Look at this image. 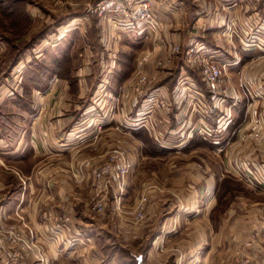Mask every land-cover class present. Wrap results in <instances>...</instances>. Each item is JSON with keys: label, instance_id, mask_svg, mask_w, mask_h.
Masks as SVG:
<instances>
[{"label": "rangeland", "instance_id": "374dc122", "mask_svg": "<svg viewBox=\"0 0 264 264\" xmlns=\"http://www.w3.org/2000/svg\"><path fill=\"white\" fill-rule=\"evenodd\" d=\"M98 1L94 5L97 9L94 14L89 9L94 0H0V127H35V115L44 118V121H41L40 124L42 123L43 127H47L48 122L46 121L56 119L59 117L60 112H64L62 113L64 115L68 112L67 109L69 110L74 106L72 103L81 99V97L70 95L68 92L64 94L62 87L64 84L60 82L53 85L50 91H47L51 87L50 82L54 77L64 76L72 88L74 86L73 77L79 70L78 67L88 65L90 67L86 70V75L90 77L92 87L95 89L97 87L101 88L104 86V82L108 83V79L113 73L112 70L117 67V63L123 61L124 66L120 72H133L130 76L131 80L136 78L139 71L148 73L152 78V87H144L142 89L143 93H139L134 89L132 81H129L124 91L121 92L122 99L125 101L124 118L126 120L124 121V127L128 126V122L131 126H136L135 118L144 117L146 110V106L143 104L144 94L148 91L160 90L161 94L168 98L170 105L167 107L166 114L162 111L161 113H153V118L157 119L154 131L161 132L160 127H166L163 119L165 115L168 114L165 119L167 118L166 121H169L170 126H175L176 117L174 116H177V119L181 120L177 124H183L185 127L186 125L193 126L194 131L198 130L204 138L209 139V142L210 140L216 141L219 149H217L218 152L216 150L217 154H215L210 147L211 144L205 142L201 143V148L196 149V146H194L188 151L186 150L185 155L175 151L165 152L164 148L157 149L154 146L152 140L153 130H150L149 134L140 132L133 135V137L129 134L130 137L127 141H124V146H121L128 151L132 161V168L126 178L130 190L128 193L126 192L127 196L124 195L125 191L122 194L123 197L126 196L124 205L128 206L123 209L121 215L117 212L115 216L112 210L108 209L109 214L106 211L105 215L97 217L98 220L108 218L101 222L103 227L100 228L99 224L93 225V235L90 240L85 242L83 238H80L77 241L79 253L83 251L84 242L91 245L90 250H88L90 251L89 260L85 262L80 258L81 254H78V250L75 255L76 259L69 260V244L66 243L64 246L65 252L61 258L53 263H51V260L47 262L39 241L36 242L39 247L35 249L36 234L33 228L28 226L23 221L22 216L18 214L17 217L20 219L18 224L7 221L5 217H2V220L21 226L23 238L33 241L34 244L28 243L29 254L21 261H16V264H136L135 259L130 257L131 255L117 259V255L124 257L126 254L123 250L116 252V248L120 245L113 242L116 233L114 223L120 219L119 222H124L128 226L125 230L129 227H141L148 217L144 213L142 218H136L134 212L136 201H133V193L135 196L138 194V197L145 193L143 195L146 196V204L149 191L152 190L151 193L156 194L153 198L154 201L161 205L160 213H156L154 216V224L142 237L137 232H135L137 236L134 237H132L133 233L131 232H125L123 235V241L127 242V244H124L126 246L130 245L133 252L138 251L146 254L151 237L158 234L157 232L160 229L158 226L163 218L179 217L176 208L172 210L170 207V211L165 212L162 205L171 203V205L177 206L180 204L201 203L202 199H199L196 194L189 195L185 190L189 192L187 188H190L193 183H197L199 186L203 183L206 188L209 186V182H203L199 178L188 177L187 181L180 178L169 179L170 172L179 173L189 169L194 174L195 163H189L188 167L185 168V161L196 160L202 164L205 173L213 170L218 176L222 177L217 180L216 203L221 208L229 205L236 208L240 207L241 212L234 213L232 218H239L243 222V219H248V216L260 218L261 215L264 217V208H257L259 211H252L255 205H264V169L261 168L263 166L262 162H259V159L247 160L244 158V152H250V148H259L260 145H264V102L259 98V88L252 92L249 88L250 84L243 82L244 80L241 77L243 69L239 68L240 64L236 65V69L231 68L229 65L230 55L223 49L232 43H235L236 47L244 46L245 48L248 47V44L254 43V45H260L264 50V13H261L263 15L259 17L257 12L255 18H251L250 21L244 20L247 23L246 25L243 20L232 19L227 21L226 19L225 29H227L225 33H221L220 29H214L217 19H215L213 13L208 20H196L198 24L204 27L208 37L211 34L216 37L221 47H216L219 50H215L211 45H208V49L201 48V51L205 56H211L221 64L225 63L226 69L221 75L217 88L210 90L201 80L197 65L188 61L185 55H182L181 60L185 66L181 69L183 71L181 76H189L187 77L189 84L184 85L182 89L176 81L177 74L180 73V70L177 72L178 68H175L176 71L173 72L170 78H167L168 73H164V70L169 67H156V61L168 53L167 41L157 43L155 48V46H152V42L154 43L156 40L145 27L143 28L146 29V33L139 35L133 33L131 21L134 19H126L121 15H98ZM214 1L208 0L206 4L208 8L212 6L213 9ZM253 5L255 6V4ZM254 6L252 10L257 9V6ZM106 18H109V20ZM143 28L142 31H144ZM258 38L259 41H257ZM178 44L181 46L180 43ZM183 44L182 50L194 46V39L190 42L187 40ZM163 50L165 52L161 55ZM179 58V54L173 55L171 64L174 63L173 66H177ZM114 60L115 64L111 65ZM107 61L110 62L109 65H107ZM241 61L244 62L242 57ZM148 63L154 65L153 70L155 72L157 70L156 76L149 73L150 66L146 67ZM180 63L181 61H179ZM165 77L167 81L164 80ZM102 78L107 80L101 81ZM191 84L198 89L199 94L194 92ZM160 85L164 87V90L158 88ZM103 93L102 91L99 92L101 94L99 99L94 98L92 100L89 95L82 97L81 102H84V105L97 104L95 107H88L87 112L90 113L89 116H82L84 122L77 119L78 125L101 127L99 121L108 119H105V116L109 113L107 110L112 100H115L112 97H115L116 94L112 93V96H109L107 93L104 96ZM40 96L44 97L43 103L39 102ZM174 98L178 101L175 106L173 104ZM197 99L200 107L196 111H191V107L196 104ZM117 101H119V98ZM213 101L216 105L213 104ZM178 103L179 108L176 107ZM254 109L256 113H253ZM112 124L105 127H116L114 123ZM201 127L205 129L203 128L202 131ZM211 127H214V129ZM228 127H231V129ZM240 128L242 132L239 134L238 129ZM2 132L0 129V137L3 136ZM161 134H159V137H161ZM131 141H136L137 144L134 145ZM112 148H115V146ZM132 157L135 161L134 164ZM35 160L28 156L22 160L16 158L6 162L0 161V184L2 185L5 181V171H9L7 168L8 163L18 169L12 167V170L24 172L27 168L30 170L31 167L35 166ZM234 162L241 165H236ZM230 171L238 175L235 176L237 178H233L234 175ZM226 175H231L232 178ZM238 177H241V179ZM177 189H182L184 195L174 191ZM172 190L174 194L170 193ZM108 203L107 201L106 206ZM219 209H216L214 215L221 214L218 211ZM102 210H105V208ZM120 216L122 217L120 218ZM193 216L202 218V212L184 213L183 219L186 221ZM76 217L82 220L81 216L77 215ZM241 226L242 224H236V232L233 235L236 236L235 245L238 246L237 250L243 252V250L248 251V248L255 245L253 243L252 246L247 247L243 243L244 240H239L244 237L243 230L239 229ZM106 228L107 230H105ZM193 230L195 231L193 225L187 228L185 226L178 227L176 236L171 238L167 244L174 245V242L179 241L180 238H185L186 234ZM250 235L254 236L256 241L255 232H250L248 236ZM101 247H104L102 252ZM175 247L179 248L180 246L175 244ZM175 252L178 251L175 250ZM167 261L170 264L171 260ZM174 261L172 260L173 264ZM1 263L3 264L2 261ZM145 263L156 264V260L149 259V263L143 261L142 264Z\"/></svg>", "mask_w": 264, "mask_h": 264}, {"label": "crops", "instance_id": "0c3cea01", "mask_svg": "<svg viewBox=\"0 0 264 264\" xmlns=\"http://www.w3.org/2000/svg\"><path fill=\"white\" fill-rule=\"evenodd\" d=\"M121 1L125 2L126 0ZM153 1L152 13L154 18L159 21L160 28L157 35L151 34L156 40V42H152V46L156 48L157 43H164V41H167L166 44L177 42L181 44V54H179L180 58L177 66H173V63L168 69L164 70V73H168L167 78H170L173 72L176 71L175 68H178L177 72L180 70V73L177 74L178 76L176 79L182 77L181 72L183 71L181 69L185 66L181 60L184 51L182 50V45H184L183 42L185 43L187 40L190 42L194 39V45L200 48L208 49V45H211L215 50L221 48L216 37L212 34L208 37V33L205 32L204 27L198 24L196 20H208L213 13L216 17L215 19H217L214 29H220L219 31L221 33H225L227 29H225L226 19L227 21L232 19H237L239 21L243 20L246 25L247 23L244 20L247 19L250 21L251 18H255L258 13L259 17L263 15L261 13H264V0H215L213 9L212 6L208 8L206 5L208 0ZM96 2L97 0H94L92 6H89V9H91L94 14L95 10H97L94 6ZM253 4L257 6L256 10H252ZM97 14L103 16L108 15L106 12L100 11H98ZM106 19L109 20V18ZM131 23L135 35L146 33L145 30H141L143 27L136 23V19L132 20ZM229 28L230 26L228 29ZM233 28H235V26H233ZM233 32L236 34L235 31ZM209 38H212L213 41ZM257 41H259V38ZM257 45L251 43L245 48L244 46L236 47L235 43H232L229 44L227 48L223 49L230 55L229 65L231 68L236 69V65L240 64L239 68L241 67L243 69L241 74L244 80L243 82L245 84H250L249 88L252 92H255V89L259 88V93H263L264 50L260 45ZM162 52L161 55H163L165 51L163 50ZM241 57L244 59V62L241 61ZM179 61H181L180 64ZM122 62L123 61L117 63V67L112 70L113 73L108 79V83L104 82V86L101 88L97 87L95 89L92 87L91 79L86 75V70L90 66L82 65L78 67L79 70L73 77L74 86L72 88L67 78L59 76L51 80V87L47 90L50 91L53 85L60 82L64 84V86H62L64 94L68 92L70 95L81 97V99H83L82 97L85 95H89V98L92 100L94 98L99 99L101 96L99 92L101 91L104 92V96H106L107 93L109 96L115 93V97H112V99L115 100H112L110 103L109 109L107 110L109 113L105 116V119H108H106V121H99L101 127H89L92 125L83 127V125L77 124L79 119H81L80 122H84L82 116H89L90 112H87L88 107H95L97 104L89 103L84 105L85 103L81 102V99L72 103L74 106L69 110L67 109L68 112L64 115H62L64 112H60L59 117L56 119L46 121L48 122L47 127H43L42 123L40 124L41 121H44V118L40 115H35V127H0L3 131V136L1 135L0 137V161L6 162L16 158L22 160L28 156L36 159L35 166L31 167L30 170L27 168L24 172L12 170L14 166L11 163L7 164L9 171H5V181L2 185L0 184V216L16 224L20 221L17 215L19 214L22 216L23 221L33 228L36 234L35 244L31 240H26V242H31L35 245V249H37L39 246L36 242L39 241V245H42V253H44L43 255L47 262L50 260L52 261L51 263L58 261L65 252L64 246L66 243L69 244L68 259L75 260V255L78 250L77 241H79L80 238H83L85 242L89 241L90 237L93 235L92 226L99 224L100 228H102L101 222L108 219L106 217L103 220H98L97 217H102L105 215L106 211L109 214L108 209L112 210L114 216L117 212L121 215L123 209L128 206L124 205L125 197L130 190L127 179L124 193L126 196L123 197V195H121L120 201L116 202L113 195L110 194L107 199L109 203L104 207L105 210L90 211L87 207V200H89L91 194L90 167L101 163L106 158L108 152L113 149L112 147L124 146L123 143L130 137L129 134L133 137V135L140 132L149 134L151 130L147 129V127L131 126L129 122L127 127L123 126L126 120L124 118L125 101L122 99L121 92L124 91L126 84L131 81L130 76L133 72H120L121 68L124 66ZM109 64L110 62L107 61V65ZM114 64L115 60L111 62V65ZM136 65L138 66V64ZM149 66V73L156 76L157 70L156 72L153 70L154 65H149L148 63L146 67ZM168 70L171 71L168 72ZM185 77L187 78L189 76L186 75ZM102 80L106 81L107 79L102 78L101 81ZM158 80L159 78L157 81ZM164 80L167 81L166 77ZM159 87L164 90L163 86L160 85L158 88ZM251 93L250 96L252 97ZM41 96L39 102L43 103L42 100L44 97L42 98ZM118 98L119 101H117ZM177 102V99L174 98V106ZM213 104L216 105L215 101H213ZM176 107L179 108V103ZM129 109L131 110V108ZM174 117H176V121L174 122L175 126H170L169 121L167 122V118L165 119L164 117L166 127H160L163 137L161 135L159 139L152 138L155 144L154 146L157 147V149L164 148L165 152L175 151L176 153H184L185 155L186 150L188 151V149L194 146H196V149L201 148V143L206 142L211 144L210 147L213 153L217 154L219 145H217L218 143L216 141L210 140L209 142V139L204 138L198 130L194 131L193 126L186 125L185 127L183 124H177L181 120H178L177 116ZM112 123H114L116 127H105ZM228 128L231 129V127ZM212 129H214V127ZM238 131L240 134L242 132L241 128L238 129ZM132 139L134 140V138ZM195 141H197L198 144L195 143ZM131 143L134 145L137 144L136 141H131ZM26 148L28 149L27 151ZM244 158L247 160L259 159V162H262L261 164L263 165L261 168L264 169V145H260L259 148H250V152H244ZM132 160L134 164L135 161L133 157ZM184 163L186 165L184 166L185 168L188 167L187 165L189 163H195L196 168L194 174L188 169L183 172L180 171L179 173L170 172L168 177L170 180L171 178H180L186 181L188 177H192L196 179L199 178L203 182H209L208 188L203 186V183H201L200 186L197 183H193L190 188H187L189 192L185 190L189 195L196 194L199 199H202V202L189 203L186 205L180 204L177 206L171 205V203L162 205L165 212H169L170 207L172 210L176 208L179 217H172L171 219L165 217L161 223L158 221L160 223H158V228H160L159 232L151 237L146 254L138 251L133 252L131 246H126L127 242L123 241L124 233L131 232L133 233L132 237L135 235L137 236L138 233L142 237L154 224L155 214H159L161 210L160 203L155 202L153 199L156 194L151 193L152 190H150L144 209V213L148 218L141 227H129V229L125 230L128 226L124 222H119L120 219L116 220L114 223L116 233L115 241L113 242L119 243L120 245L116 248V252L123 250L126 254L124 257H119V255H117V259L126 258L131 255L130 257L135 259L136 264L137 256H141L142 263L143 261H148L149 263L150 259L156 260V264H169L167 260H171V264L172 260H175L179 256L182 264H242L243 259L248 258L246 264H264V217L261 215L260 218L257 216H248V219H243V222H241L239 218H232L234 213L241 212L240 207H238V209L235 206L229 205L221 208V206L216 203L215 192L217 190V180H220L222 177L218 176L213 170L205 173L202 164L196 160H191L189 162L185 161ZM234 164L241 165L237 162H234ZM15 169L18 170L17 168ZM231 173L234 175L233 178H237L235 176L238 175L233 172ZM226 176L232 178L231 175ZM238 178L241 179V177ZM174 191H178L184 195L182 189ZM174 191L172 190L170 193L174 194ZM133 195V201H136L138 194L135 196L133 193ZM133 201L132 203L134 204ZM253 208L252 211H259L257 208H264V205H255ZM216 209H219L218 211L221 213L218 216L214 215ZM45 211H48V217L43 216ZM187 212H202V218L193 216L185 221L183 215ZM77 215H79V217L81 216L82 220L78 219L76 217ZM121 217L122 216H120V218ZM236 224H242L239 229L243 230L244 237L239 240H244L243 243L248 239L250 232H255L256 241L254 240L253 242L255 246L248 248V251L246 249L243 250V252L237 250L238 246L236 247L235 245L236 236L233 235V233L236 232ZM190 225L194 226L195 231L193 230L187 233L185 238H180V243L176 241L173 243L174 245L167 244L171 238L176 236L178 227L185 226L187 228ZM105 230H107V228ZM85 242L83 251L79 253L78 250V254H81L79 257L86 262L90 257V251L88 250H90L91 245ZM175 244L180 247H175ZM9 245L8 239L3 235L0 236V259ZM103 248L101 247V252ZM175 250L178 252H175ZM28 254L29 252L26 253V256ZM0 264H2L1 260Z\"/></svg>", "mask_w": 264, "mask_h": 264}, {"label": "built area", "instance_id": "2783aa9c", "mask_svg": "<svg viewBox=\"0 0 264 264\" xmlns=\"http://www.w3.org/2000/svg\"><path fill=\"white\" fill-rule=\"evenodd\" d=\"M153 2V0H126L125 2L121 0H99L97 5L100 12H106L108 15H121L126 19H136L138 21L137 23L141 26L143 25L142 27H145L150 34L157 35L159 33L160 24L152 13ZM166 45H168V53L156 61V67H169L173 62L172 56L181 53V46L178 43H168ZM182 54L185 55L188 61L197 65L200 78L206 86L210 90H215L222 73L226 69L225 63L221 64L217 59L211 56H205L201 48L196 45L184 49ZM131 81L134 89L139 93H143L142 89L144 87H152V78L144 71H139L136 78ZM177 84L183 89V86L189 84V81L185 77H180L177 79ZM191 85L193 86V84ZM193 89L196 94H199L196 87L193 86ZM158 91L152 90L144 94L143 104L146 106L144 117L135 118L136 127L147 126V129L153 130V137L156 139L160 138L159 134L161 132L154 131L157 119L153 118V113H161L162 111L166 114L168 111L167 107L170 105L168 98L161 94L160 90ZM259 98L264 102V92L260 93ZM199 107L200 103L197 99L196 104L191 107V111H196ZM253 113H256L255 109ZM203 128L204 127H201L202 131ZM131 168V158L128 151L123 147L111 149L101 163L90 167L91 194L88 200V207L91 211H101L106 206L110 194L113 195L116 202L120 201V197L125 191L126 178ZM145 201L146 196L143 194L136 200L134 212L137 219L142 218L144 215ZM48 215V211L43 213V216L48 217ZM3 234H5L10 245L3 254L1 261L3 264H16V261H21V259L26 257L29 242H26L23 238L21 226L7 223L3 221L0 216V235ZM253 242L254 236L250 235L244 242V245L249 247L253 245ZM247 262L248 258H244L242 264H246ZM174 264H182L179 256L175 259Z\"/></svg>", "mask_w": 264, "mask_h": 264}, {"label": "water", "instance_id": "95a60500", "mask_svg": "<svg viewBox=\"0 0 264 264\" xmlns=\"http://www.w3.org/2000/svg\"><path fill=\"white\" fill-rule=\"evenodd\" d=\"M137 264H142V262H141V256H137Z\"/></svg>", "mask_w": 264, "mask_h": 264}]
</instances>
